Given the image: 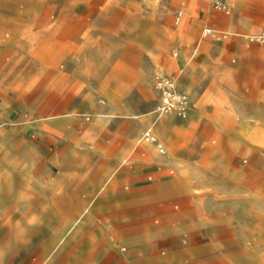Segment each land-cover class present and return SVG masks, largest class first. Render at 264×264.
Listing matches in <instances>:
<instances>
[{"label":"rangeland","instance_id":"rangeland-1","mask_svg":"<svg viewBox=\"0 0 264 264\" xmlns=\"http://www.w3.org/2000/svg\"><path fill=\"white\" fill-rule=\"evenodd\" d=\"M208 1L225 23L208 33L201 27L190 57L209 42L196 76L234 84L231 65L244 49L251 72L243 110L253 115L264 88L256 70L264 65V0ZM104 8L94 0H0V264H88L82 248L91 235L92 264H264V137L225 138L228 117L209 108L194 118L188 92L185 115L162 108L158 77L171 75L177 85L195 57L152 75L134 58L118 95L106 91L112 104L69 84L85 64L76 42L56 41L55 26L97 19ZM171 8H180L182 24L183 5ZM31 52L50 69L33 63ZM117 55L100 61L112 70ZM225 102L228 112L237 94ZM260 109L264 116V100ZM147 131L163 145L148 141Z\"/></svg>","mask_w":264,"mask_h":264},{"label":"crops","instance_id":"crops-1","mask_svg":"<svg viewBox=\"0 0 264 264\" xmlns=\"http://www.w3.org/2000/svg\"><path fill=\"white\" fill-rule=\"evenodd\" d=\"M220 1L227 5L239 7L243 0ZM249 1L255 3V0ZM94 2L99 3L101 7H106L101 9L99 18L75 22L61 19L55 26L54 32L60 35V39L56 41L60 42L65 48L76 42V50L83 57V63L82 61L81 63L85 64L84 67L76 69L79 76L68 81L69 84L76 88L80 87L82 90H90L91 95L94 97L104 94L112 104L115 103L116 99H112L106 91L116 94L120 91L122 88L120 87L121 83L124 82L120 74L129 73L127 64L134 58L141 56V59L145 61L141 72L152 75L164 67L166 70L174 71L181 61L195 57V60L187 65L186 71L177 78L178 90L190 94L193 102L194 118L203 117V114L209 108L212 109L213 113L223 111L228 120L224 129L220 132L225 138L233 137V133L241 137H264V116H259L261 100H264V88L259 89L256 97L257 103H255V107H258L257 111L250 115L246 110H243V107L249 105L243 100L248 86L249 78L247 75L251 72L246 56L249 54L248 52L244 51V49L239 51V61L235 66L231 65L232 72L235 71L238 75L234 84L224 85L221 77L216 75H210V77L205 75L203 79L196 76L197 68L200 64L203 65L202 59L206 57V52L203 50L209 42L201 40L198 50L194 51L196 54L190 57L193 53L192 44L197 39L201 27L204 24L207 27L212 24L225 23V17L214 11L210 7L208 0H124L122 3L111 2V4L106 6L104 5V0H94ZM178 3L182 4L184 9L182 24H179L181 18L177 19L180 8H177L175 12L174 8H171ZM113 4L116 8L111 10L110 5ZM84 10H88V7L85 6L84 9L82 7L78 9L82 13ZM174 13L175 23L173 22ZM206 29L212 30L210 27ZM204 35L206 34L204 33ZM42 41L47 43L48 46L52 42L51 36H46ZM89 49L93 53L92 55H88ZM173 49H176L174 53ZM112 53H117L120 61L114 64V68L111 70L108 67H104L103 61L100 60L109 57ZM224 57L229 58L230 55L224 54ZM66 58L68 59L67 55ZM29 59L33 63L38 62L44 68L50 69V66L43 65L39 59L35 58L32 52ZM88 59H92V61L87 62ZM121 60L123 61L121 62ZM202 69L205 70L206 67L204 66ZM115 70H117V73ZM256 70L258 74L264 75V65ZM66 81L62 80L61 83ZM20 82L22 81H13L10 85L14 86ZM5 89L3 84L0 83V95L3 94ZM231 91L237 94L239 104L230 105L232 109L227 112L224 105ZM146 94L153 96L151 89L146 90ZM94 105L97 107L96 104ZM203 107L204 109H202ZM66 120L64 119V121ZM233 124H240V129L235 132L231 130L230 128ZM240 133L242 134L240 135ZM157 140L159 142L158 138ZM153 144L156 143L154 142ZM155 162L161 169L169 166V164L165 163L164 158H156ZM180 178L182 176H179L178 180ZM95 238L96 235H91L87 248H82V251H89L86 260L88 264H92L94 260L95 248L93 242ZM32 264H35V262L33 261Z\"/></svg>","mask_w":264,"mask_h":264},{"label":"built area","instance_id":"built-area-1","mask_svg":"<svg viewBox=\"0 0 264 264\" xmlns=\"http://www.w3.org/2000/svg\"><path fill=\"white\" fill-rule=\"evenodd\" d=\"M211 2L215 6L221 5V2L218 0H211ZM180 16H181V12L178 13L177 19H179ZM210 31H211L210 29H206V33ZM157 84L163 94L164 105L162 106V108L163 109L167 108V110L176 108L178 109L179 114L185 115V110H186L188 100L185 95L177 97L175 87H174V78L172 76L158 77ZM145 136L148 141H151V142L157 141L156 137L150 131H147ZM159 147L161 146L159 145ZM163 150L164 149L161 148V151Z\"/></svg>","mask_w":264,"mask_h":264},{"label":"bare ground","instance_id":"bare-ground-1","mask_svg":"<svg viewBox=\"0 0 264 264\" xmlns=\"http://www.w3.org/2000/svg\"><path fill=\"white\" fill-rule=\"evenodd\" d=\"M174 87H175V91H176V95H177V97H180V96L185 95V92H181V91L178 90L176 84L174 85ZM171 111H172V110H171ZM156 140H157V138H156ZM153 143H154V142H153ZM155 143H156V144H159L160 146L163 145L162 143L158 142V140H157ZM159 145H158V146H159ZM160 150H161V149H160Z\"/></svg>","mask_w":264,"mask_h":264}]
</instances>
